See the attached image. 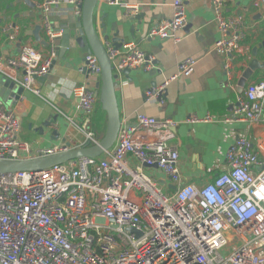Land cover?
Returning a JSON list of instances; mask_svg holds the SVG:
<instances>
[{
	"label": "built area",
	"instance_id": "obj_1",
	"mask_svg": "<svg viewBox=\"0 0 264 264\" xmlns=\"http://www.w3.org/2000/svg\"><path fill=\"white\" fill-rule=\"evenodd\" d=\"M100 1L124 8L126 15L138 12V6L126 0ZM81 3H35L47 52L24 45L14 58L4 60L0 54V74L40 96L35 80L48 75L55 59L53 41L62 34L52 19L68 16L76 21ZM211 5L219 36L213 49L227 70L236 58L250 57L243 44L245 21L240 15L224 18L223 0H211ZM173 10L171 20L149 29V38L167 40L186 26L182 0L173 1ZM3 32L12 42L19 27L8 24ZM105 51L118 80L124 70H154V58L132 43L119 49L107 45ZM194 64L192 59L180 62L176 73L145 91V97L161 101L166 87L189 75ZM83 67L98 79L94 56H85ZM71 95L73 112L81 115V121L68 118L69 122L84 136L82 145L97 144L91 125L95 92L88 85H74ZM23 109L22 98L9 104L0 99V161L72 149L52 147L32 156L29 146L18 139ZM231 119L264 127V81L249 84L237 96L225 121ZM176 126L171 120L139 115L133 126L120 127L113 148L98 158H81L40 172L0 174V264H264V139L238 138L226 153L227 170L196 187L183 184L179 175L178 152L172 145ZM144 167L163 173L175 187L173 194L158 189Z\"/></svg>",
	"mask_w": 264,
	"mask_h": 264
},
{
	"label": "crops",
	"instance_id": "obj_2",
	"mask_svg": "<svg viewBox=\"0 0 264 264\" xmlns=\"http://www.w3.org/2000/svg\"><path fill=\"white\" fill-rule=\"evenodd\" d=\"M39 1L0 0V54L4 60L16 57L24 45H31L43 54L47 52L33 35L39 20L35 3ZM173 1L126 0L128 4L138 6L136 15H126L124 8L107 6L99 0L93 23L101 41L100 20H103L110 38L113 39L116 32L118 39H124L122 45L132 43L144 54L154 58V70H132L128 75L122 74L119 80L117 78L120 127L133 126L139 115L176 123L172 145L178 152L177 165L182 183L202 187L227 170L226 153L238 138L246 137L251 141L264 139V127L258 129L236 119L225 121L232 114L237 96L243 94L249 84L264 81V0H223L221 13L224 18L235 15L244 18L243 44L250 52L248 59L247 56L236 58L227 70L224 69V59L213 49L219 36L211 0H182L186 26L189 21V28L185 29V26L167 40L148 37L153 25L173 18ZM255 2L259 4L258 8L254 7ZM140 15L144 18L132 20ZM4 17L6 20H2ZM70 18H53L54 28H71L75 21ZM8 24L19 27L16 39L12 42L7 40L3 32ZM40 37L42 41V33ZM102 43L105 49L107 45H112L111 42ZM254 49L255 57L252 55ZM84 57L80 51L67 50L62 57L53 59L47 76L35 80L40 96L27 90H23L19 96L24 109L20 113L18 139L29 146L32 156L52 147L82 146L84 136L68 120L81 121V115L73 112L75 100L71 88L74 85H88L95 91L94 86L99 81V77L97 79L84 72ZM186 59L195 62L192 72L171 82L161 101L145 97V91L158 87L174 75L178 64ZM254 60L258 68L243 80L245 69ZM7 93L12 95L11 92ZM98 115L101 127L93 131L97 138L103 136L106 125V115L101 107ZM207 118L210 120L204 121ZM189 119H198V122H188ZM91 125L93 129L92 119ZM26 156L21 154V159ZM143 172L155 181L163 193L173 194L174 185L155 167H144Z\"/></svg>",
	"mask_w": 264,
	"mask_h": 264
},
{
	"label": "water",
	"instance_id": "obj_3",
	"mask_svg": "<svg viewBox=\"0 0 264 264\" xmlns=\"http://www.w3.org/2000/svg\"><path fill=\"white\" fill-rule=\"evenodd\" d=\"M98 1L99 0H82L80 5V17L76 19L75 24L71 28L64 27L61 36L53 41V48L56 59L58 56L62 57L67 50H77L85 56L92 55L96 58L100 73L99 81L94 86V92L96 93V91H98V102L100 104L101 110L106 115V125L103 136L100 138V140H98L97 144L82 145L78 148L69 149L64 153L47 157H37L28 160L0 161V174L40 172L47 170L50 167L59 166L61 164L81 158H98L110 150L115 143L118 131L121 126L116 98L118 83L117 76L112 74L111 63L106 54L102 41L111 42L115 49H119L121 48L124 39H118V33L116 32L114 33L115 39L110 38V36L107 34V29L103 24V20H100L101 35L103 36L102 41L100 40V36L96 32L93 23V15L95 13ZM29 6L32 5L29 4ZM140 18H144L143 15H140L139 17L136 16L132 20H139ZM2 20H6V17H4ZM188 28L189 21L185 29ZM40 33V27L36 26L35 30L33 31L35 40L43 47L47 48V43L43 41V39L42 41L40 40ZM129 33L132 37L131 32ZM254 51L255 49L253 50L252 55L255 57L256 54ZM257 64V61L254 60L248 65L243 73V80H246L252 75L253 71L258 68ZM84 72H86L88 75V72L85 69ZM129 72L130 70H124L123 75H128ZM7 92H11L12 95H9ZM22 93L23 89L20 86L16 85L11 80L0 74V99L2 101L9 104L12 100H18ZM162 96L163 94L161 97ZM53 134H56V131H53Z\"/></svg>",
	"mask_w": 264,
	"mask_h": 264
},
{
	"label": "rangeland",
	"instance_id": "obj_4",
	"mask_svg": "<svg viewBox=\"0 0 264 264\" xmlns=\"http://www.w3.org/2000/svg\"><path fill=\"white\" fill-rule=\"evenodd\" d=\"M95 96H96V98L98 100V91H96ZM98 111L100 112L99 102L96 104L95 112H94V115L92 117V121L94 122V128L92 129L93 131H96L97 129H99L101 127V122H99L100 120H99ZM98 138H101V137L98 136Z\"/></svg>",
	"mask_w": 264,
	"mask_h": 264
}]
</instances>
